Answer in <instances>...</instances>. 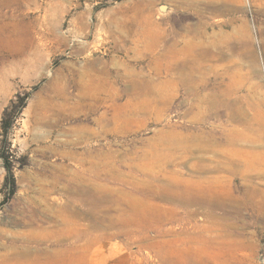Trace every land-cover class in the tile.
I'll use <instances>...</instances> for the list:
<instances>
[{
  "label": "rangeland",
  "instance_id": "1",
  "mask_svg": "<svg viewBox=\"0 0 264 264\" xmlns=\"http://www.w3.org/2000/svg\"><path fill=\"white\" fill-rule=\"evenodd\" d=\"M193 70L202 93L181 81ZM223 97L237 116L203 108ZM263 161L264 0H0V253L63 214L85 236L29 238L33 257L62 264L50 254L72 242L67 264H110L104 246L90 259L103 241L157 264L169 238L173 264H218L210 248L236 243L222 264H264ZM86 181L105 200L73 192ZM195 194L217 205L179 204Z\"/></svg>",
  "mask_w": 264,
  "mask_h": 264
},
{
  "label": "bare ground",
  "instance_id": "2",
  "mask_svg": "<svg viewBox=\"0 0 264 264\" xmlns=\"http://www.w3.org/2000/svg\"><path fill=\"white\" fill-rule=\"evenodd\" d=\"M163 9H164V7H163ZM161 36V35H160ZM155 42V41H154ZM158 42V41H157ZM156 43V42H155ZM154 43V44H155ZM156 45V44H155ZM154 46V45H153ZM146 48V47H145ZM151 48V47H150ZM192 51V50H191ZM193 53H195V52H193ZM197 53V52H196ZM204 54V53H203ZM170 60V59H169ZM174 62V61H173ZM190 62V61H189ZM192 62V61H191ZM176 64V63H175ZM191 65V64H190ZM194 65V64H193ZM201 65V64H200ZM200 65L198 66V67H200ZM170 66V68H171V66L172 65H169ZM174 66H176V65H174ZM178 66V65H177ZM192 66V65H191ZM197 66V65H196ZM180 67H181V65H179L178 66V69H180ZM195 67V66H194ZM197 68V67H196ZM195 68V69H196ZM177 69V68H176ZM190 69V68H189ZM193 69V68H192ZM199 69V68H198ZM201 69V68H200ZM170 70V69H169ZM182 70V69H181ZM184 70V69H183ZM191 71V70H190ZM200 71V70H199ZM182 72V71H181ZM187 72V71H186ZM185 72V73H186ZM195 72L196 71H194L193 70V72H188V73H190L189 75L187 74V76L188 77H184V78H182L181 79V81L183 82V83H185V85L186 86H184L185 88L187 87V90L188 91H194L195 93H202L200 90H201V88L199 87V86H201V84H202V82H198L199 80H196L195 78ZM156 74V73H155ZM160 74V73H159ZM184 74V73H183ZM199 74V73H198ZM181 75H182V73H181ZM158 76V75H157ZM197 76V75H196ZM199 77L200 76H202V75H198ZM148 80V79H147ZM152 80V79H151ZM146 81V80H145ZM144 81V82H145ZM152 83H153V81H152ZM167 83V82H166ZM172 83V82H171ZM174 83V82H173ZM182 83V84H183ZM204 83V82H203ZM154 84V83H153ZM175 84V83H174ZM141 85V84H140ZM144 85H146V84H144ZM156 85V84H155ZM168 85V84H167ZM203 85V84H202ZM147 86V85H146ZM145 86V87H146ZM173 86V85H172ZM140 87V86H139ZM153 87V86H152ZM155 87V86H154ZM147 88V87H146ZM158 88V87H157ZM145 89V88H144ZM155 89V88H154ZM160 90V89H159ZM166 90V89H165ZM227 90V89H226ZM149 91V90H148ZM152 92H154L153 90H152ZM159 92H161V91H159ZM224 92V91H223ZM148 93V92H147ZM226 94V93H225ZM203 95V94H202ZM218 96V95H217ZM220 96V95H219ZM190 97V96H189ZM226 98L227 97H223V98H221V99H219L218 101L216 100H214V101H211L206 107H203L204 109H206V111H208V112H210V113H215V112H220V111H222L223 110V108H225V109H227V110H229L230 111V114L229 115H234L235 114V106H234V102H233V100H229V98H228V100H226ZM155 104V103H154ZM252 104V103H251ZM196 108H200V106H195ZM195 107H192V109L193 108H195ZM194 110V109H193ZM192 110V111H193ZM227 113H229V112H227ZM217 114V113H216ZM238 114V113H237ZM206 115H208V114H206ZM228 115V116H229ZM236 115V114H235ZM237 116V115H236ZM229 130V129H228ZM234 131V130H233ZM220 132V131H219ZM227 132V131H226ZM209 133V132H208ZM228 133V132H227ZM230 133V132H229ZM218 134V133H217ZM230 134H232V133H230ZM193 135V134H192ZM191 135V136H192ZM205 135V134H204ZM226 134H224V136H225ZM234 136H235V134H233ZM233 135H229L230 137H232ZM190 136V137H191ZM195 136H197L198 137V134L197 135H195ZM220 136V135H219ZM203 137V136H202ZM216 135H215V133L214 134H209V139L210 140H216ZM227 137V136H226ZM194 137L192 136L191 138H189V139H193ZM199 138V137H198ZM201 138V137H200ZM199 138V139H200ZM237 138V137H236ZM205 139V138H204ZM225 139V138H224ZM177 140V139H176ZM173 141H175V140H173ZM181 141V140H180ZM188 141V140H187ZM192 141V140H191ZM200 141V140H199ZM235 141H237V140H235ZM176 142V141H175ZM193 142V141H192ZM195 142V141H194ZM193 142V143H194ZM202 142V141H201ZM214 142V141H213ZM228 142V145H229V143H231L232 144V142H233V139L232 138H226V143ZM205 142H203V143H201V144H204ZM207 143V142H206ZM205 143V144H206ZM215 143V142H214ZM217 143H218V137H217ZM225 142H223V144H224ZM190 144V143H189ZM195 144H196V142H195ZM200 144V145H201ZM204 144V145H205ZM220 144V143H219ZM197 145V144H196ZM202 146V145H201ZM212 146V145H211ZM213 146H215V144H213ZM213 146H212V148H213ZM225 146V145H224ZM197 147V146H196ZM223 148V147H222ZM221 152V151H220ZM223 152V151H222ZM228 153H230V152H228ZM227 154V153H226ZM228 156V155H227ZM256 156V155H255ZM227 159H228V161L226 162V163H228V166H229V164L231 165L230 167H228L229 169L228 170H230L231 169V171H232V173H236L237 171H238V167H236V164H235V166H234V159L231 157V155H230V157H226ZM252 158V157H251ZM171 159V158H170ZM263 159V158H262ZM261 159V160H262ZM237 160V159H236ZM98 161V160H97ZM167 161V160H166ZM217 161H219V160H217ZM221 161V160H220ZM220 161H219V164H217V165H213V168L212 169H215V168H221V169H223V168H226L227 166V164L226 163H222L221 162V164H220ZM252 161V160H251ZM237 162H238V160H237ZM255 162V161H254ZM264 162V161H263ZM104 163V162H103ZM239 163H241V161H239ZM260 163V162H259ZM249 164H251V163H249ZM263 164V163H262ZM208 165V164H207ZM210 165V164H209ZM226 166V167H225ZM251 166H253V165H251ZM251 166H249L248 165V167H246V169L245 170H247V172L249 171V172H252L253 170L254 171H256L255 169H253L252 170V167ZM257 166V165H256ZM263 165H261V167H262ZM260 167V168H261ZM264 167V166H263ZM209 168V167H208ZM240 168V167H239ZM254 168V167H253ZM259 168V169H260ZM88 169V168H87ZM204 169V168H203ZM264 169V168H263ZM263 169H260L261 171H259V174H264V171H263ZM255 176V175H254ZM100 177V176H99ZM214 178H215V176H214ZM86 179V178H85ZM218 180V179H217ZM84 182V181H83ZM180 182V181H179ZM82 183V182H81ZM186 184V183H185ZM191 185V184H190ZM208 185V184H207ZM187 186V185H186ZM191 187V186H190ZM209 188V187H208ZM212 188H214V187H212ZM182 189V188H181ZM211 189V188H210ZM93 190V191H92ZM166 190H168V189H166ZM206 190H207V188H206ZM213 190V189H212ZM92 191V192H91ZM186 191V190H185ZM211 191V190H210ZM74 193H78V194H80V195H82L83 196V199H88V201L89 200H92V201H94L95 199H99V198H101L102 196V198L101 199H103V200H105V198H106V196H105V194H104V192L103 191H100V190H98V189H96V187L94 186V185H92V184H90L88 181H86L85 183H82V185L81 186H79V189L77 190V191H73ZM91 192V195H89L88 193H90ZM159 192V191H158ZM213 192V191H212ZM211 192V193H212ZM45 193V192H44ZM206 193V192H205ZM208 193H210V192H208ZM214 193V192H213ZM217 193V192H216ZM218 194V193H217ZM210 195V194H209ZM216 195V194H215ZM205 195H203V196H199V195H197V194H195V195H183V197L182 198H178V202H179V204L181 205L182 204V207H188L189 208V206H191V205H199V206H211V208H213V206H215V205H217L216 204V201H214L213 200V198H208V196H206V198L204 197ZM263 202H264V199L262 200ZM73 202V201H72ZM76 204V203H75ZM75 204H73V205H75ZM69 205V204H68ZM86 205H88V204H86ZM29 206V205H28ZM53 207V206H52ZM32 208V207H31ZM73 208V207H72ZM64 210V209H63ZM79 212V211H78ZM26 213V212H25ZM191 213V212H190ZM101 215V214H100ZM27 220V219H26ZM29 221L31 220V219H28ZM70 222V221H69ZM74 225V224H73ZM67 226V225H66ZM91 227V226H90ZM70 228V227H69ZM73 228H74V226H73ZM65 229V228H64ZM71 229V228H70ZM70 229H69V231H70ZM26 230V229H25ZM34 231V230H33ZM68 231V232H69ZM16 233V232H15ZM27 232L25 231V233H22L21 235H22V239H17V237H14V239L12 240V242H10V244H8L7 245V247H8V249L7 250H9L7 253H0V264H48V263H51V262H48L47 263V260L44 258L45 257V253H44V255L43 254H38V255H35V257H33V253H34V250L33 249H31L29 246L28 247H26L27 245L26 244H24L25 242H29V238L32 240H35L36 242L37 241H39L40 243H42V238L43 237H41L40 236V232H38V233H31V234H26ZM25 234V235H24ZM0 236H1V233H0ZM71 236V235H70ZM13 237V236H12ZM45 239V238H44ZM10 241V240H9ZM44 241V240H43ZM36 247V246H35ZM40 249V248H39ZM42 249V248H41ZM43 250V249H42ZM37 251V250H36ZM45 251V250H44ZM12 253H13V255H12ZM14 253H15V255H14ZM36 253V252H35ZM34 253V254H35ZM41 253V252H40ZM12 255V256H11ZM17 255V256H16ZM15 256V257H14ZM47 259H49V258H47ZM50 260V259H49ZM48 260V261H49ZM194 261H197L196 259H194ZM52 262H53V260H52ZM190 263V262H189ZM55 264V263H54ZM197 264H198V262H197Z\"/></svg>",
  "mask_w": 264,
  "mask_h": 264
},
{
  "label": "crops",
  "instance_id": "3",
  "mask_svg": "<svg viewBox=\"0 0 264 264\" xmlns=\"http://www.w3.org/2000/svg\"><path fill=\"white\" fill-rule=\"evenodd\" d=\"M61 210H62V213L68 212L70 216H72L74 214H77V216H80L82 213H85L87 211L85 209H82L81 207H78L77 209H75L74 206H70V205L65 206L64 204H63ZM51 218H52L51 219L52 224L49 226L48 232H41V234H40V236L43 237L42 242H44V241L45 242H51V243L62 242V241H64L63 239L65 237L71 239L73 236L77 237V238H81V237L85 236V235H83V236L80 235V229L81 228L79 227V223H75V221L73 219L68 220V219L63 217V214L59 215L58 219L56 217H54L55 220L53 219V217H51ZM61 225H62V227H61ZM73 226H74V228H73ZM69 229H70V231H69ZM76 231H78V233ZM29 241H31V240H29ZM77 241L79 243V240H77ZM157 242L159 243V249L160 250L156 253L153 252L157 256V259L159 260V262L157 260V264H173V261L175 258L171 257L170 256L171 252L167 251V248H169V246H168L169 243H166V242H169V238H162V239L160 238L159 241H157ZM227 245H229V244H227ZM230 245H231L230 248L221 247V249H218V250L215 249L214 247L210 248L211 250H213V251L215 250L218 252V254H219L218 255V260H219L218 264H222L224 259L229 260L228 257H230V259H231L234 251L239 250L237 243H236V246H234L233 244H230ZM101 246H104V248H105V255L104 256L99 255V254H101V252H99L101 250ZM76 247H78V246L74 245L72 242L71 243L69 242V247L67 249H61L60 247H57L55 250H53L55 253H51L50 257H53V259H55L56 262H57V260H63L62 264H67L66 262L71 263L72 262L71 260L73 258L75 259V253H77ZM111 247H112V244L109 242L101 241V242L95 243V245L91 249V252L92 251L93 252L90 254L91 256L89 255L90 259L92 258L93 261H96L97 258L100 259V257L103 256L107 262L108 261L107 257L109 256V258L111 257V260H109L110 264H122L120 261L121 260L120 257L123 256L124 254L120 253V252L117 253L115 251H112ZM84 249H86V248H84ZM227 252H229L231 254V256L230 255H224V254H228ZM207 255H208V253H207ZM154 264H156V263H154Z\"/></svg>",
  "mask_w": 264,
  "mask_h": 264
},
{
  "label": "trees",
  "instance_id": "4",
  "mask_svg": "<svg viewBox=\"0 0 264 264\" xmlns=\"http://www.w3.org/2000/svg\"><path fill=\"white\" fill-rule=\"evenodd\" d=\"M5 162H6L5 164H6V167H7V170H8V174H10L11 176H14L13 175V170H12V167H11L10 163L8 161H6V160H5Z\"/></svg>",
  "mask_w": 264,
  "mask_h": 264
}]
</instances>
